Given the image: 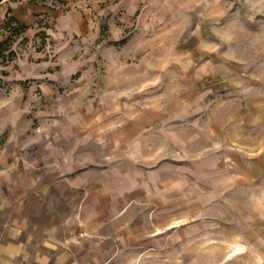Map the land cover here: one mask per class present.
<instances>
[{"label":"crops","instance_id":"crops-1","mask_svg":"<svg viewBox=\"0 0 264 264\" xmlns=\"http://www.w3.org/2000/svg\"><path fill=\"white\" fill-rule=\"evenodd\" d=\"M109 5L0 0V41L55 44L4 66L0 264H264V146L197 122V0Z\"/></svg>","mask_w":264,"mask_h":264},{"label":"rangeland","instance_id":"rangeland-1","mask_svg":"<svg viewBox=\"0 0 264 264\" xmlns=\"http://www.w3.org/2000/svg\"><path fill=\"white\" fill-rule=\"evenodd\" d=\"M118 2L110 0L109 7ZM197 29V77L200 86L209 78L215 88L199 95L198 124L216 130L219 148L243 141L255 150L259 143L264 146V0H197ZM54 47L47 34L15 37L11 48L17 54L5 63L0 60V91L10 90L7 72H2L7 63L30 49L53 54ZM256 188L250 191L251 200L258 194Z\"/></svg>","mask_w":264,"mask_h":264},{"label":"trees","instance_id":"trees-1","mask_svg":"<svg viewBox=\"0 0 264 264\" xmlns=\"http://www.w3.org/2000/svg\"><path fill=\"white\" fill-rule=\"evenodd\" d=\"M6 25L10 28L11 33L7 39L0 41V60L3 63L12 60L15 57L17 52L13 48H11V42L15 37L19 36V34L23 33L26 29V25L23 24L18 23L16 25H11L10 20L7 21ZM2 72H4L5 74V71Z\"/></svg>","mask_w":264,"mask_h":264},{"label":"bare ground","instance_id":"bare-ground-1","mask_svg":"<svg viewBox=\"0 0 264 264\" xmlns=\"http://www.w3.org/2000/svg\"><path fill=\"white\" fill-rule=\"evenodd\" d=\"M234 251H235V250H234ZM234 251H233V252H234ZM240 252H241V251H240ZM237 253H239V252H237ZM232 257H233V255H232ZM230 258H231V257H230Z\"/></svg>","mask_w":264,"mask_h":264}]
</instances>
